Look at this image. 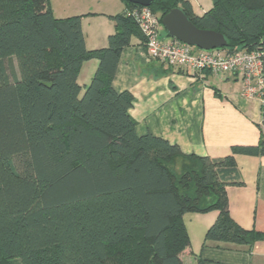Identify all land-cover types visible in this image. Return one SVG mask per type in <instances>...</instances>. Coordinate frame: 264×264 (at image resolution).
<instances>
[{
    "label": "trees",
    "instance_id": "trees-1",
    "mask_svg": "<svg viewBox=\"0 0 264 264\" xmlns=\"http://www.w3.org/2000/svg\"><path fill=\"white\" fill-rule=\"evenodd\" d=\"M123 1L108 46L88 50L83 16L56 18L49 0H0V264H184L187 213H219L204 246L264 241L235 223L227 195L244 184L235 156L264 157V138L211 159L137 135L134 97L113 88L122 50L145 43L131 15L139 6ZM213 1L201 16L184 0L150 10L162 23L181 9L222 33L229 53L264 47V0ZM91 60L98 69L82 88ZM262 115L264 125V95Z\"/></svg>",
    "mask_w": 264,
    "mask_h": 264
},
{
    "label": "crops",
    "instance_id": "crops-1",
    "mask_svg": "<svg viewBox=\"0 0 264 264\" xmlns=\"http://www.w3.org/2000/svg\"><path fill=\"white\" fill-rule=\"evenodd\" d=\"M123 4L122 13L126 11ZM192 6L194 9L193 2ZM103 8L105 19L92 31L86 30L83 17L88 50L106 48L108 37L116 30L108 18L117 13ZM80 15L70 13L66 18ZM162 34L164 40L170 39L164 31ZM98 65L97 60L84 63L78 77L82 88L91 82ZM113 88L134 97L130 115L138 136L163 139L185 155L220 159L231 155L234 146H256L264 138L263 98L247 96L240 75L199 74L165 66L150 59L138 38L122 50ZM235 159L244 184L227 187L230 216L241 228L264 233V157L236 155ZM218 216L217 211L184 215L191 241L181 256L184 264H196L199 259L203 264H264V241L251 250L204 246L205 235Z\"/></svg>",
    "mask_w": 264,
    "mask_h": 264
},
{
    "label": "built area",
    "instance_id": "built-area-1",
    "mask_svg": "<svg viewBox=\"0 0 264 264\" xmlns=\"http://www.w3.org/2000/svg\"><path fill=\"white\" fill-rule=\"evenodd\" d=\"M193 2L194 0H184ZM131 15L136 18L145 37V47L150 59L161 64L216 75H240L246 85L249 97L264 95L263 58L264 47L260 51L246 50L229 53L223 49L205 51L183 44L175 39L164 40L160 17L150 8L139 6Z\"/></svg>",
    "mask_w": 264,
    "mask_h": 264
},
{
    "label": "water",
    "instance_id": "water-1",
    "mask_svg": "<svg viewBox=\"0 0 264 264\" xmlns=\"http://www.w3.org/2000/svg\"><path fill=\"white\" fill-rule=\"evenodd\" d=\"M129 3L150 8L155 0H126ZM162 26L171 39L205 51L224 49L228 43L226 37L213 30H204L196 27L179 9H173L162 18ZM264 45V36L262 40Z\"/></svg>",
    "mask_w": 264,
    "mask_h": 264
},
{
    "label": "rangeland",
    "instance_id": "rangeland-1",
    "mask_svg": "<svg viewBox=\"0 0 264 264\" xmlns=\"http://www.w3.org/2000/svg\"><path fill=\"white\" fill-rule=\"evenodd\" d=\"M49 4L54 16L63 17L62 19L68 17L70 13H82L84 15L82 16L86 19L84 25L88 31H92L99 20L105 19L106 14L101 12L105 9L103 7H107L108 11H113L112 13H117L115 15H119L125 10L122 0H49ZM70 4H73V8ZM193 4L198 15H203L214 7L213 0H194Z\"/></svg>",
    "mask_w": 264,
    "mask_h": 264
}]
</instances>
